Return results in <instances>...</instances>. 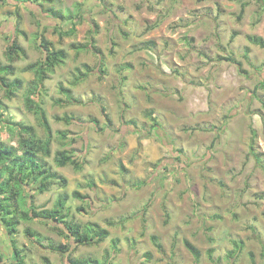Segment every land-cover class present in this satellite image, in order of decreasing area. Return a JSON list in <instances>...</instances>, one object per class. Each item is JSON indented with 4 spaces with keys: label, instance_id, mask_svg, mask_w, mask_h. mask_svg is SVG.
Segmentation results:
<instances>
[{
    "label": "rangeland",
    "instance_id": "374dc122",
    "mask_svg": "<svg viewBox=\"0 0 264 264\" xmlns=\"http://www.w3.org/2000/svg\"><path fill=\"white\" fill-rule=\"evenodd\" d=\"M262 4H0V66L12 68L1 76L21 82L10 98L0 84V142L18 150L27 137L19 125L50 136V155L37 156L57 175L42 194L25 188L19 207L52 210L66 194L65 224L108 233L78 245L66 225L33 217L8 237L0 222V264H13L14 247L25 264H264V50L248 40H264ZM12 42L20 51L10 55ZM44 42L65 53L30 96L47 130L25 107L34 80L26 68L42 61ZM63 151L79 170L56 165Z\"/></svg>",
    "mask_w": 264,
    "mask_h": 264
},
{
    "label": "trees",
    "instance_id": "16d2710c",
    "mask_svg": "<svg viewBox=\"0 0 264 264\" xmlns=\"http://www.w3.org/2000/svg\"><path fill=\"white\" fill-rule=\"evenodd\" d=\"M8 0H0V4L6 3ZM16 3L25 4L27 0H12ZM233 1V0H231ZM264 12V0L261 6ZM244 11V5L241 6L240 15ZM58 18V17H57ZM240 18V16L238 17ZM73 29H70L68 32H72ZM68 35V33H65ZM248 40L260 47L264 50V40L259 37H248ZM42 43V39H41ZM44 51V58L41 62L32 64L28 66L26 69L33 72L34 80L31 82L32 88L29 89L28 96L25 99V107L26 109L33 113L39 120L42 127L46 130L49 128L46 120L45 112L34 100L30 98L37 89L42 85L46 76L53 72V69L63 62L62 60L65 57V53L62 51H52L46 45V42L41 45ZM85 46L77 47V48H85ZM7 51L10 55L15 54L17 51H20L18 45L15 42H12ZM129 67V66H128ZM12 68L9 66H0V84L4 88V92L7 98H10L16 88H18L21 84L20 80L14 79L9 82L1 73H9L11 74ZM86 74H80L79 77L75 79V82H78L81 78H85ZM74 82V83H75ZM263 85V84H262ZM261 85V86H262ZM68 98V102H70V98L68 92H65ZM149 117L151 114L148 115ZM152 121L155 122L154 119ZM155 124L152 126L154 127ZM20 132L26 134L27 137L20 138L19 140V152L13 147L6 146L4 143L0 142V222L3 224L4 230L5 227L9 228L7 233L8 237L11 234L16 233V228L21 221H29L31 218H40L44 221H52L55 224L66 225V229L68 231V237H70L75 244L78 245H92L98 244L102 242V240L107 237L108 233L105 229H101L98 226H95L96 230L93 231H80L78 226L72 224H65L63 221L62 215V207L64 203L67 201L68 196L63 194L56 202V207L52 210H41L39 212L35 211L32 208V205L28 203L30 207L29 212H22L25 210V198L22 195V191L27 187L35 188L39 194H42L46 191L48 186L50 185L51 179H56L57 175L55 173H50L45 170V165L40 163L37 154L43 153L44 156H49L50 151L49 147L51 144L50 136H47L45 140L41 141L35 135L33 129L29 126L19 125ZM252 131V136L249 143V151L250 154L256 158L254 153V139L256 136V132ZM55 163L58 167H64L67 164L72 165L75 169H80V166L75 162V160L68 156L64 151L57 154L55 157ZM26 180V185L24 184ZM64 183V181H63ZM73 196L76 198H80V195L77 193H73ZM21 197L22 202L20 203L21 207H19V198ZM31 199V196H29ZM59 206V207H58ZM5 212L8 213L5 216ZM3 214V215H2ZM13 244V240H10ZM236 250L241 248V243H235ZM184 246L188 249V251L192 254L194 261L197 262L200 257L199 251L194 248L188 242H184ZM65 250L66 248H63ZM66 252V250L64 251ZM13 264H25L24 259L20 251L14 247L13 248ZM1 259V258H0ZM10 262V261H9ZM8 262V264H9ZM73 264H83L81 261H77Z\"/></svg>",
    "mask_w": 264,
    "mask_h": 264
},
{
    "label": "clouds",
    "instance_id": "9594fccd",
    "mask_svg": "<svg viewBox=\"0 0 264 264\" xmlns=\"http://www.w3.org/2000/svg\"><path fill=\"white\" fill-rule=\"evenodd\" d=\"M188 163H191L190 161Z\"/></svg>",
    "mask_w": 264,
    "mask_h": 264
}]
</instances>
